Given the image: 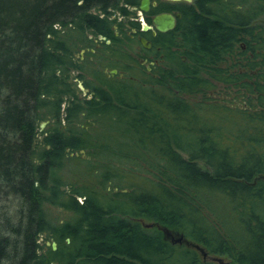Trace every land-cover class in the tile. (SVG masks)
Masks as SVG:
<instances>
[{"label": "trees", "instance_id": "16d2710c", "mask_svg": "<svg viewBox=\"0 0 264 264\" xmlns=\"http://www.w3.org/2000/svg\"><path fill=\"white\" fill-rule=\"evenodd\" d=\"M138 1L0 0V264H219L158 224L264 264V0H195L185 59L82 97L75 53Z\"/></svg>", "mask_w": 264, "mask_h": 264}, {"label": "flooded vegetation", "instance_id": "af4514ba", "mask_svg": "<svg viewBox=\"0 0 264 264\" xmlns=\"http://www.w3.org/2000/svg\"><path fill=\"white\" fill-rule=\"evenodd\" d=\"M141 4L142 0H139L137 4L130 6L125 14L121 11L109 14V19L113 21V36L89 34L90 41L75 53V58L80 59L78 63L82 68H74L72 72L77 74L78 80L75 78V81L82 97H90L96 89L106 86L103 74H106L107 78L123 81L131 79L138 83L147 75L155 77L159 68L170 69L173 63L177 62L176 57L185 59L184 54H180L185 49L186 31L181 21L188 6L197 9L195 0H149L146 10L142 9ZM161 14L173 15L175 25L160 31L155 18ZM145 24L149 26L148 29ZM143 38L146 39V45L142 42ZM173 53L175 59L172 57ZM82 73H88L95 84L92 85L89 80H80ZM80 85H83L85 90ZM85 87L89 90L88 95L85 94ZM46 122L48 124L49 120Z\"/></svg>", "mask_w": 264, "mask_h": 264}, {"label": "water", "instance_id": "95a60500", "mask_svg": "<svg viewBox=\"0 0 264 264\" xmlns=\"http://www.w3.org/2000/svg\"><path fill=\"white\" fill-rule=\"evenodd\" d=\"M187 1L192 2L193 0H187ZM148 6H149V0H142V4H141L142 9L146 10V9H148ZM178 16H180V14H178ZM155 23L157 25V28L160 31H165V30H167V29H169L175 25V18L173 15H170V14H161L155 18ZM145 27H146V29L149 28V26L147 24H145ZM142 42L144 45H146V39L143 38ZM80 86L83 90H85L83 85H80ZM46 123H47L46 121H43L40 125L41 128H44ZM144 225L146 227H153L154 223H148V224L144 223ZM157 227L165 233L166 238L169 239L173 245L186 244L190 247L196 248L202 254L204 259L208 258L210 260L216 261L219 264H228V261L225 260L223 257L209 255V253L206 251V249L203 246H201L200 244L189 241L188 239H186L184 237L183 234H175L174 235L172 233L171 229H169L168 227L161 226L159 224L157 225ZM47 244L48 245L51 244L54 250L57 249L56 241H53L52 243L48 241Z\"/></svg>", "mask_w": 264, "mask_h": 264}, {"label": "rangeland", "instance_id": "374dc122", "mask_svg": "<svg viewBox=\"0 0 264 264\" xmlns=\"http://www.w3.org/2000/svg\"><path fill=\"white\" fill-rule=\"evenodd\" d=\"M232 65V62H227V63H224V64H222L223 66H226V65ZM74 71V70H73ZM72 75H73V77L74 78H77V74H76V72H72ZM82 75V79H80V80H84V81H86V80H89L90 82H92L91 84L93 85V84H95L94 83V80L93 79H91V77H90V75L88 74V73H82L81 74ZM77 80H78V78H77ZM77 83V82H76ZM86 88V87H85ZM87 89V88H86ZM231 90L230 89H228L227 88V86H225L224 84H222L221 82L220 83H217V86H216V89H215V94L214 93H211L213 96H215V97H217V98H225V97H228L226 94H228L229 92H230ZM228 92V93H227ZM85 94L86 95H88L89 94V90L87 89L86 90V92H85ZM49 126V123L47 124L46 123V125L44 126V128H43V130L44 129H46L47 127ZM83 153V157H85L86 155H85V153L84 152H82ZM56 213H57V216L59 217V218H64V217H66L67 216V213L66 212H64L62 209H57L56 211H55ZM145 224H148V223H151L150 222V220H147V219H144V221H143ZM172 231V233L175 235V234H180L179 232H175L174 230H171ZM50 242V241H49ZM225 259H227V258H225ZM230 264H233V263H230Z\"/></svg>", "mask_w": 264, "mask_h": 264}]
</instances>
